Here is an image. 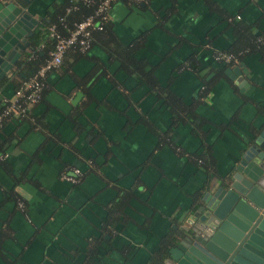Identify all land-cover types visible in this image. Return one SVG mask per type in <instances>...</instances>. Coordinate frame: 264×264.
Listing matches in <instances>:
<instances>
[{
    "label": "crops",
    "instance_id": "0c3cea01",
    "mask_svg": "<svg viewBox=\"0 0 264 264\" xmlns=\"http://www.w3.org/2000/svg\"><path fill=\"white\" fill-rule=\"evenodd\" d=\"M63 2L32 1L17 61ZM109 14L88 50L48 72L28 114L0 128V264H152L264 130V0H117ZM244 23L256 24L255 52L216 61ZM125 46L153 78L122 69ZM15 65L0 101L23 81ZM72 168L75 184L61 178Z\"/></svg>",
    "mask_w": 264,
    "mask_h": 264
},
{
    "label": "water",
    "instance_id": "95a60500",
    "mask_svg": "<svg viewBox=\"0 0 264 264\" xmlns=\"http://www.w3.org/2000/svg\"><path fill=\"white\" fill-rule=\"evenodd\" d=\"M32 1H0V78L29 45L22 40L37 23ZM195 203L194 222L186 220L171 238L161 264H264V130L244 139L230 171L209 182Z\"/></svg>",
    "mask_w": 264,
    "mask_h": 264
},
{
    "label": "built area",
    "instance_id": "2783aa9c",
    "mask_svg": "<svg viewBox=\"0 0 264 264\" xmlns=\"http://www.w3.org/2000/svg\"><path fill=\"white\" fill-rule=\"evenodd\" d=\"M117 0H101L93 14L73 23L66 34L61 33L55 25L49 27V36L54 40L53 50L48 52L47 60L39 69L27 79L22 81L10 98H2L3 109L0 113V128L4 122L13 117H22L28 114L30 108L36 105L42 97L45 88V79L48 72L54 70L62 63L63 57L70 48L86 51L91 45V35L94 30H103L105 24L110 20V8ZM93 2V1H91ZM69 9H67V12ZM63 28H66L64 19H60ZM43 47H40L42 49ZM216 61L229 63L235 61L236 57L231 53H218ZM82 172L79 168H72L71 172H62L63 180L78 183Z\"/></svg>",
    "mask_w": 264,
    "mask_h": 264
},
{
    "label": "trees",
    "instance_id": "16d2710c",
    "mask_svg": "<svg viewBox=\"0 0 264 264\" xmlns=\"http://www.w3.org/2000/svg\"><path fill=\"white\" fill-rule=\"evenodd\" d=\"M100 1L101 0H65V2L54 6L53 9L50 11V14L48 15V19L42 22L38 29L39 31L35 33L33 41H31V50L33 52L30 54H24L23 57L16 62L14 72H18L21 74L23 73V81L29 76L33 75L39 69V67H41V65L47 60L49 50H53L55 42L49 36V27L55 25L61 33L66 34L68 29L72 28L73 23L84 19L90 14H93L97 4ZM67 9H69L68 12ZM61 18L64 19V25H66V28H63L62 24L60 23ZM255 25L251 23L242 24L240 26L241 31L237 32L233 45L230 47L228 52L235 55H237V53H243V51L244 55L255 52L256 39L258 37V35H255L254 33L256 29ZM42 31H44V33H42ZM259 35H263L264 38V31L260 32ZM39 38H44V40L46 39V41H44L43 43V48L38 50V47L36 46L38 44L37 40ZM72 49L77 50L74 48ZM135 49V46H125L118 49L119 60L121 63L123 62L122 69L127 71L128 73H135L140 78L146 80L149 79L150 76H152L153 78L152 70L148 63L143 59L136 58V56L134 55ZM32 54L34 55L31 56ZM9 79L10 78L8 76L4 77L0 84L9 82ZM20 84H17V88L20 86ZM173 99L174 104L176 105H174V107H177V109H182L184 107L181 101L175 98ZM3 107L4 105L1 99L0 113ZM192 114L193 112H188L186 115L190 117ZM162 254L163 253H160L158 258L153 259L152 264H161L162 259L164 257V255Z\"/></svg>",
    "mask_w": 264,
    "mask_h": 264
}]
</instances>
